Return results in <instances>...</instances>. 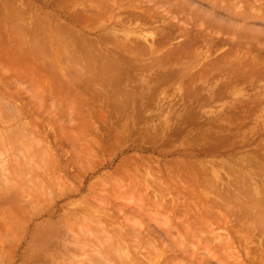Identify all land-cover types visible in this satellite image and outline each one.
<instances>
[{"label": "rangeland", "instance_id": "1", "mask_svg": "<svg viewBox=\"0 0 264 264\" xmlns=\"http://www.w3.org/2000/svg\"><path fill=\"white\" fill-rule=\"evenodd\" d=\"M152 1L108 0L111 7L99 12L93 0H0V90L7 91L6 96L12 93L9 99L15 106L34 111L28 110L26 117L0 113V131H16L15 146L5 139L7 133H2L3 143L12 148L2 142L5 150L0 146L1 264H264V10L256 9L264 0H209L225 18L215 16L213 5L202 0H169V6L165 0ZM35 114L43 121L35 123ZM29 117L34 127L29 122L20 140L17 130ZM35 127L43 132L38 139L45 146L35 142ZM41 146L50 147L51 153ZM46 159L53 170L47 169ZM19 160L29 170H23ZM162 188L168 194L161 202ZM173 192H178L176 197ZM155 204L169 209L158 212ZM159 231L166 235L161 241ZM110 237H121L125 246L116 252L109 242L104 244Z\"/></svg>", "mask_w": 264, "mask_h": 264}, {"label": "bare ground", "instance_id": "2", "mask_svg": "<svg viewBox=\"0 0 264 264\" xmlns=\"http://www.w3.org/2000/svg\"><path fill=\"white\" fill-rule=\"evenodd\" d=\"M80 1H81V0H80ZM85 1H87V0H85ZM122 1H123V0H122ZM151 1H152V0H151ZM154 1H155V0H154ZM91 2H92V1H91ZM93 2H94V0H93ZM124 2H125V1H124ZM148 2H149V1H148ZM152 2H153V1H152ZM202 2H207V3L212 4L209 0H202ZM260 2H261V0H260ZM85 3H86V2H85ZM109 3H110V2H109ZM122 3H123V2H122ZM168 3H171V2H170L169 0H165V1H164V4H167V5H168ZM233 3H234V1H233ZM83 4H84V3H83ZM171 4H172V3H171ZM203 4H204V3H201L202 7H205L206 9H210L208 5H203ZM111 5H112V4H111ZM212 5H213V4H212ZM262 5L264 6V4L261 3V5L258 6V8H256V9L259 10V11L264 10V8L262 7ZM87 6H88V5H87ZM94 6H96V8L98 9V11L101 12V10H102V11H103V9L105 10L106 7H107V6H110V5H108V0H97L96 2H94ZM105 6H106V7H105ZM164 6H165V5H164ZM168 6H169V5H168ZM85 7H86V6H85ZM110 7H111V6H110ZM110 7H109V9H110ZM112 7H113V6H112ZM162 7H163L162 5H161V7H160V5H159V8H160V9H162ZM211 7L213 8V13L215 14V16L225 18V14H224L223 11L216 10V9L219 8L218 5H213V6H211ZM254 7H255V5L253 4L251 8H254ZM94 8H95V7H94ZM114 8H115V7H114ZM155 8H156V7H155ZM167 8H168V7H166V9H167ZM169 8H170V7H169ZM107 9H108V7H107ZM123 9H124V8H123ZM254 9H255V8H254ZM167 10H169V9H167ZM224 10L227 11L228 9H225V8H224ZM94 11H95V10H94ZM107 11H109V10H107ZM145 11H146V10H145ZM152 11H153V10H152ZM17 12H18V11H17ZM147 12H148V11H147ZM168 12H169V11H168ZM168 12H167V14H168ZM94 13H95V12H94ZM150 13H151V11H150ZM150 13H149V14H148V13L146 14L147 17H151V18H152L153 15H154V16L156 15V14H154V12L152 13L153 15H152V14L150 15ZM16 14H18V13H16ZM20 14H21V13H20ZM88 14H89V13H88ZM107 14H108V12H107ZM109 14H111L110 11H109ZM131 14H134V13H131ZM18 15H19V14H18ZM93 15H94V14H93ZM96 15H97V14H96ZM101 15H102V14H101ZM112 15H113V14H112ZM134 15H135V14H134ZM139 15H140V14H139ZM139 15H138V18H140ZM19 16H20V15H19ZM23 16H24V15H23ZM94 16H95V15H94ZM121 16H122V15H121ZM132 16H133V15H132ZM11 17H12V16H11ZM102 17H104V16H102ZM119 17H120V16H119ZM126 17H127V16H126ZM133 17H134V16H133ZM155 17H157V16H155ZM109 18H111V16H110ZM124 18H125V17H124ZM134 18H135V17H134ZM153 18H154V17H153ZM42 19H43V18H42ZM112 19H113V18H112ZM130 19H131V18H130ZM55 20H56V19H55ZM57 20H58V19H57ZM92 20H93V19H92ZM131 20H132V19H131ZM136 20H137V18H136ZM136 20H135V21H136ZM140 20H141V19H140ZM231 20H232V19H231ZM96 21H97V20H96ZM110 21H111V19H110ZM128 21H129V20H128ZM128 21H127V23H128ZM59 22H60V21H59ZM34 23H35V22H34ZM125 23H126V22H125ZM125 23H124V24H125ZM132 23H133V22H132ZM137 23H138V22H137ZM143 23H144V22H143ZM199 24H200V23H199ZM0 25H1V24H0ZM37 25H38V24H37ZM39 25H40V24H39ZM125 25H126V24H125ZM131 25H132V24H131ZM201 25H202V23H201ZM41 26H42V25H41ZM45 26H46V25H45ZM53 26H54V25H53ZM62 26H63V25H62ZM118 26H119V25H118ZM195 26H196V25H195ZM3 27H4V26H3ZM20 27H21V26H20ZM24 27H25V26H24ZM43 27H44V26H43ZM48 27H49V26H48ZM63 27H64V26H63ZM134 27H135V26H134ZM196 27H197V26H196ZM196 27H195V28H196ZM41 28H42V27H41ZM49 28H50V27H49ZM61 28H62V27H61ZM64 28H65V27H64ZM64 28H62V29H64ZM45 29H46V27H45ZM58 29H59V28H58ZM116 29H118V28H116ZM22 30H24V29H22ZM26 30H27V29H26ZM42 30H44V29H42ZM64 30H65V29H64ZM67 30H69V27H68ZM127 30H129V29H127ZM140 30H141V29H140ZM197 30H198V29H197ZM73 31H74V30H73ZM119 31H120V30H119ZM32 32H33V30H32ZM58 32H59V31H58ZM63 32H64V31H62V33H63ZM66 32H67V31H66ZM70 32H72V31L70 30ZM77 32H78V31H77ZM139 32H140V31H139ZM193 32H194V31H193ZM67 33H68V32H67ZM107 33H108V32H107ZM117 33H118V31L116 32V34H117ZM121 33H123V32H121ZM64 34H65V32H64ZM118 34H119V33H118ZM125 34H126V33H125ZM131 34H132V33H131ZM197 34H198V33H197ZM60 35H61V34H60ZM105 35H108V34H105ZM111 35H114V34H111ZM122 35H123V34H122ZM139 35H140V34H139ZM143 35H145V34H143ZM23 36H24V35H23ZM38 36H39V35H38ZM67 36H68V34H67ZM71 36H72V34H71ZM74 36H76V33H75ZM109 36H110V35H109ZM129 36H130V34H129ZM132 36H133V35H132ZM135 36H136V35H135ZM135 36H134V37H135ZM40 37H41V36H40ZM56 37H57V36H56ZM83 37H84V36H83ZM112 37H113V36H112ZM116 37H118V36H116ZM137 37H138V36H137ZM143 37H144V36H143ZM20 38H21V37H20ZM24 38H25V37H24ZM42 38H43V37H42ZM64 38H65V37H63V40H64ZM75 38H76V37H75ZM131 38H132V37H131ZM17 39H18V38H16V41H18ZM22 39H23V38H22ZM26 39H27V38H26ZM146 39H147V38H146ZM5 40H6V39H5ZM20 40H21V39H20ZM24 40H25V39H24ZM30 40H32V39H30ZM56 40H58V38H57ZM96 40H97V39H96ZM138 40H139V38H138ZM204 40H205V39H204ZM48 41H49V40H48ZM54 41H55V40H54ZM86 41H87V40H86ZM232 41H233V40H232ZM234 41H235V40H234ZM19 42H20V41H19ZM21 42H22V41H21ZM21 42H20V43H21ZM31 42H33V41H31ZM58 42H59V41H58ZM60 42H62V41H60ZM63 42H64V41H63ZM66 42H68V41H66ZM66 42H65V44H67ZM82 42H83V41H82ZM82 42H81V43H82ZM88 42H90V41H88ZM95 42L97 43V41H95ZM244 42H245V41H244ZM25 43H27V42L25 41ZM68 43H69V42H68ZM72 43H73V42H72ZM83 43H84V42H83ZM118 43H119V42H118ZM4 44H5V43H4ZM141 44H142V43H141ZM23 45H24V44H23ZM23 45H22V46H23ZM33 45H34V44H33ZM38 45H39V44H38ZM80 45H81V44H80ZM236 45H237V44H236ZM250 45H251V44H250ZM260 45H261V44H260ZM15 46H16V45H15ZM29 46H30V45H29ZM34 46H36V45H34ZM39 46H40V45H39ZM41 46H42V45H41ZM41 46H40V47H41ZM70 46H72V44H71ZM82 46H83V45H82ZM96 46H97V45H96ZM239 46H242V45L239 44ZM257 46H258V44H257ZM24 47H25V46H24ZM123 47H125V46H123ZM131 47H132V46H130V48H131ZM151 47H152V46H151ZM151 47H150V48H151ZM242 47H243V46H242ZM250 47H251V46H250ZM262 47H263V46H262ZM16 48H17V47H16ZM18 48H19V47H18ZM18 48H17V49H18ZM27 48H28V46H27ZM29 48H30V47H29ZM82 48H83V47H82ZM108 48H109V47H108ZM254 48H255V46H254ZM17 49H16V51H17ZM36 49L38 50V49H40V48L37 47ZM46 49H47V48H46ZM67 49H68V48H67ZM70 49H71V48H69L68 50H70ZM72 49H73V48H72ZM84 49H85V48H84ZM111 49H112V48H111ZM131 49H133V48H131ZM252 49H253V48H252ZM260 49H261V48H260ZM5 50H6V49H5ZM29 50H30V49H29ZM57 50H58V49H57ZM80 50H81V48H80ZM82 50H83V49H82ZM97 50H100V49H97ZM120 50H121V49H120ZM236 50H238V49H236ZM246 50H247V48H246ZM1 51H3V49H1ZM20 51H21V50H20ZM84 51H85V50H84ZM6 52H7V51H6ZM27 52H28V51H27ZM29 52H31V51H29ZM38 52H39V50H38ZM41 52H42V51H41ZM93 52H94V51H93ZM100 52H102V51H100ZM100 52H99V53H100ZM123 52H124V51H123ZM130 52H132V51H130ZM244 52H245V51H244ZM251 52H253V51H251ZM251 52H250V53H251ZM31 53H32V52H31ZM94 53H95V52H94ZM9 54H10V53H9ZM9 54H8V55H9ZM16 54H18V53L16 52ZM32 54H33V53H32ZM38 54H39V53H38ZM42 54H43V53H42ZM83 54H84V53H83ZM120 54H121V53H119V55H120ZM6 55H7V53H6ZM6 55H5V56H6ZM25 55H26V53H25ZM34 55H35V54H34ZM36 55H37V54H36ZM39 55H40V54H39ZM84 55H85V54H84ZM87 55H88V52H87ZM111 55H112V54H111ZM117 55H118V54H117ZM0 56H1V55H0ZM44 56H45V55H44ZM122 56H123V55H122ZM238 56H239V55H238ZM2 57H3V56H2ZM8 57H9V56H8ZM8 57H7V58H8ZM28 57H29V56H28ZM42 57H43V56H42ZM66 57H67V56H66ZM111 57H112V56H111ZM17 58H18V57H17ZM17 58H16V59H17ZM21 58H22V57H21ZM26 58H27V56H26ZM30 58H31V57H30ZM40 58H41V57H40ZM75 58H76V57H75ZM255 58H256V57H255ZM8 59H9V58H8ZM10 59H11V58H10ZM12 59H13V58H12ZM18 59H19V58H18ZM78 59H79V58H78ZM88 59H89V58H88ZM103 59H107V58H104V57H103ZM258 59H259V58H258ZM5 60H6V59H5ZM24 60H25V58H24ZM26 60H27V59H26ZM26 60H25V61H26ZM40 60H41V59H40ZM76 60H77V59H76ZM86 60H87V59H86ZM11 61H12V60H11ZM16 61H17V60H16ZM43 61H44V59H43ZM48 61H50V60H48ZM96 61H98V60H96ZM110 61H112V60H110ZM115 61H116V60H115ZM128 61H129V60H128ZM0 62H1V61H0ZM14 62H15V61H14ZM23 62H24V61H23ZM36 62H37V60H36ZM36 62H34V64H35ZM38 62H39V61H38ZM63 62H64V61H63ZM72 62H73V61H72ZM75 62H77V61H75ZM81 62H82V61H81ZM112 62H113V61H112ZM125 62H127V61H125ZM15 63H16V62H15ZM24 63H25V62H24ZM31 63H32V62H31ZM45 63H47V62H45ZM59 63L61 64L60 61H59ZM79 63H80V62H79ZM88 63H89V62H88ZM109 63H110V62H109ZM127 63H128V62H127ZM16 64H17V63H16ZM27 64H28V63H27ZM53 64H54V63H53ZM65 64H66V63H65ZM67 64H68V63H67ZM67 64H66V65H67ZM115 64H116V63H115ZM257 64H258V63H257ZM73 65L75 66L76 64H73ZM100 65H101V63H100ZM116 65H117V64H116ZM25 66H26V65H25ZM30 66H31V65H30ZM50 66H51V65H50ZM54 66H55V65H54ZM67 66H68V65H67ZM101 66H102V65H101ZM118 66H119V64H118ZM135 66H136V65H135ZM146 66H147V65H146ZM150 66H151V65H150ZM153 66H154V65H153ZM155 66H156V64H155ZM36 67H37V66H36ZM45 67H46V66H45ZM48 67H49V66H48ZM68 67L71 69L70 66H68ZM80 67H81V66H80ZM83 67H84V66H83ZM89 67H92V65L89 66ZM123 67H124V66H123ZM40 68H41V67H40ZM78 68H79V67H78ZM92 68H93V67H92ZM97 68H98V67H97ZM121 68H122V67H121ZM134 68H135V67H134ZM35 69H36V68H35ZM48 69H50V67H49ZM56 69H57V68H56ZM56 69H54V70H56ZM62 69H63V68H62ZM62 69H60V70H61V73H62ZM70 69H69V70H70ZM79 69H80V68H79ZM82 69H83V68H82ZM94 69H95V68H94ZM117 69H118V68H117ZM137 69H138V68H137ZM143 69H144V68H143ZM258 69H259V68H258ZM50 70L53 71L52 69H50ZM63 70H64V69H63ZM75 70H76V69H74V71H75ZM88 70H89V69H88ZM113 70H115V69H113ZM123 70H124V69H123ZM42 71H43V70H42ZM72 71H73V69H72ZM255 71H256V70H255ZM53 72H55V71H53ZM53 72H52V73H53ZM66 72H68V71H66ZM66 72H65V74H66ZM107 72H108V69H107ZM114 72H115V71H114ZM125 72H127V71L125 70ZM46 73H47V72H46ZM79 73H80V72H79ZM105 73H106V72H105ZM115 73H116V72H115ZM117 73H119L118 70H117ZM120 73H121V72H120ZM122 73H123V72H122ZM71 74H72V73H71ZM83 74H85V73H83ZM110 74H111V73H110ZM124 74H125V73H124ZM126 74H127V73H126ZM30 75H31V74H30ZM54 75H56V73L53 74V76H54ZM57 75H58V74H57ZM78 75H79V74H78ZM97 75H98V74H97ZM111 75H114V74H111ZM117 75H118V74H117ZM60 76H62V74H61ZM73 76H74V75H73ZM114 76H115V75H114ZM121 76H122V75H121ZM261 76H262V75H261ZM31 77H32V76H31ZM57 77H58V76H57ZM57 77H55V78H57ZM68 77H69V75H68ZM75 77H78V76H75ZM95 77H96V76H95ZM99 77H100V76H99ZM115 77H116V76H115ZM123 77H125V76H123ZM61 78H62V77H61ZM81 78H83V77L81 76ZM69 79H70V80H73V78H72V79L69 78ZM88 79H89V78H88ZM101 79H102V77H101ZM104 79H105V78H104ZM112 79H113V78H111V81H112ZM121 79H122V78H121ZM126 79H127V78H126ZM51 80H52V79H51ZM58 80H59V78H58ZM70 80H69V81H70ZM75 80H76V78H75ZM94 80H95V79H94ZM105 80H106V79H105ZM117 80H118V79H117ZM47 81H48V80H47ZM59 81H60V80H59ZM62 81L64 82V79H62ZM65 81H66V80H65ZM78 81H80V80H78ZM87 81H89V80H87ZM121 81H122V80H121ZM4 82H5V81H4ZM49 82H50V81H49ZM56 82H57V81H56ZM60 82H61V81H60ZM71 82H72V81H71ZM81 82H82V81H81ZM90 82H91V81H90ZM105 82H106V81H105ZM123 82H124V81H123ZM72 83H73V82H72ZM85 83H86V82H85ZM85 83H84V84H85ZM113 83H114V82H113ZM48 84H49V83H48ZM62 84H63V85H66L65 82L62 83ZM103 84H104V83H103ZM114 84H116V83H114ZM114 84H113V85H114ZM119 84H120V83L118 82V85H119ZM0 85H1V83H0ZM3 85H5V84L3 83ZM3 85H2V86H3ZM104 85H105V84H104ZM118 85H117V86H118ZM66 86H67V85H66ZM81 86H82V85H81ZM128 86H129V85H128ZM0 87H1V86H0ZM7 87H8V85H7ZM7 87H5V88H7ZM47 87H48V85H47ZM91 88H92V87H91ZM130 88H131V85H130ZM132 88H133V87H132ZM1 89H2V88H1ZM55 89H56V88H55ZM55 89H54V90H55ZM92 89H93V88H92ZM116 89H117V88H116ZM3 90H5V89L3 88ZM114 90H115V89H114ZM119 90H120V89H119ZM5 92H7V91H5ZM5 92L2 91V90H0V106L4 107V109H0V113L3 114V112L6 111L5 113H7V115L11 114L10 116L13 115L14 117H15V116L18 117V116L23 115V116L26 117L27 114H28V110H30V109H29L30 107L27 109V108H25L26 106H25V107H24V106L22 107V105L19 106V107H18V106H15V105L10 101L11 99H9V98H12V96H13L12 93L10 94L11 96L8 95V94H7L8 96H6ZM14 92H16V91H13V94H14ZM18 92H19V91H17L16 93H18ZM119 92H120V91H119ZM50 93H51V92H50ZM57 93H59V92H57ZM99 93H100V92H99ZM52 94H53V93H52ZM102 94H103V93H102ZM19 95H20V94H19ZM56 95H57V94H56ZM97 95H98V94H97ZM14 96H15V95H14ZM53 96H54V95H53ZM16 97H17V94H16ZM40 97H41V96H40ZM47 97H48V96H47ZM116 98H118V97H116ZM37 99H38V98H37ZM37 99H36V100H37ZM39 99H41V98H39ZM80 99H81V98H80ZM16 100H17V99H16ZM16 100H15V103L18 102V101H16ZM41 100H43V97H42ZM44 100H45V99H44ZM22 101H23V100H22ZM37 101H38V100H37ZM43 102L45 103V101H43ZM19 103H20V102H19ZM19 103H18V104H19ZM23 103H24V102H23ZM33 103H34V102H33ZM33 103H31V104H33ZM35 103H37V102H35ZM38 103H40V102L38 101ZM38 103H37V104H38ZM51 103H52V102H51ZM18 104H16V105H18ZM21 104H22V103H21ZM24 104H26V103H24ZM48 104L50 105V103H47L46 105H48ZM54 104H55V103H54ZM54 104L52 103L51 106L54 105ZM28 105H29V104H27V106H28ZM42 105H43V104H42ZM49 105H48V106H49ZM39 106H40V105H39ZM48 106H47V108H49ZM2 107H1V108H2ZM35 107H36V106H35ZM57 107H58V106H57ZM86 107H88V106H86ZM91 107L93 108V106H91ZM54 108H56V107L54 106ZM54 108H53V109H54ZM42 109H43V108H42ZM42 109H41V110H42ZM50 109H52V108H50ZM53 109H52V110H53ZM58 109H60V108L58 107ZM37 110H38V109H37ZM45 110H46V109H45ZM48 110H49V109H48ZM48 110H47V111H48ZM90 110H91V109H90ZM87 111H88V110H87ZM9 112H10V113H9ZM30 112H31V110H30ZM30 112H29V113H30ZM33 112H34V111H33V109H32L31 114H32ZM35 112H36V111H35ZM39 112H40V110H39ZM43 112H44V111H43ZM50 112H52V111H50ZM50 112H49V113H50ZM36 113H37V112H36ZM45 113H46V112H45ZM24 114H25V115H24ZM43 114H44V113H43ZM52 114H53V113H52ZM56 114H57V113H56ZM60 114H61V113H60ZM60 114H59V112H58V115H60ZM4 115H6V114H3V117H4ZM41 115H42V113H41ZM45 115H46V114H45ZM61 115H62V114H61ZM89 115H90V114H89ZM31 116H32V115H31ZM35 116H36V114L33 116V120H34L35 123H37L38 120H41V119H42V118H38V117H42V116H38V115H37V116H36L37 120H36V119H34ZM48 116H49V115H48ZM51 116H52V115H51ZM55 116H56V115H55ZM6 118H8V117H6ZM29 118L31 119V117H29ZM29 118H26V119H29ZM48 118H49V117H48ZM51 118H53V117H51ZM54 118H55V117H54ZM61 118H62V116H61ZM1 119H2V116L0 115V121L3 122V120H1ZM4 119H5V118H4ZM8 119H9V118H8ZM14 119H15V118H14ZM45 119H46V118H45ZM55 119H56V118H55ZM55 119H54V120H55ZM58 119H59V118H58ZM9 120H10V119H9ZM48 120H49V119H48ZM14 121H15V120H14ZM41 121H43V120H41ZM41 121H40V122H41ZM52 121H53V120H52ZM59 121H60V123H61V121H63V120H59ZM59 121L56 122L57 125L59 124V123H58ZM29 122H32V119H31V120H28L27 123L25 122V124H24V122H22L21 125L23 124V126H22L23 128L20 129L21 131H18V130H17V134H18V135L21 134V135L19 136L20 138H21L22 135H24V134H22V133L24 132V130H23L24 127H25V128L27 127L28 130H29V128H30V127H28V126H29ZM44 122L46 123V122H48V121L45 120ZM14 123H15V122H14ZM52 123H53V122H52ZM56 123H55V124H56ZM89 123H90V122H89ZM30 124L33 125V127H34L33 122L30 123ZM39 124H40V123H39ZM39 124H38V125H39ZM50 124H51V123H50ZM53 124H54V123H53ZM85 124H86V123H85ZM35 125H36V124H35ZM57 125H53V126H57ZM88 125H89V124H88ZM18 126H19V125H18ZM41 126H42V124H41ZM47 126H48V124H47ZM60 126H61V125H60ZM58 127H59V125H58ZM27 128H26V129H27ZM38 128H39V126H38ZM42 128H43V127H42ZM45 128H46V127H45ZM47 128H48V127H47ZM54 128H55V127H54ZM17 129H18V128H17ZM31 129H33V132H34V128H31ZM31 129H30V130H31ZM35 129L38 131V132H37V131L35 130V131L38 133V135H37V139H35V142H37L38 145H39V144H40V145H42V144L44 145V143H42L43 141L41 142V141H40L41 139H40V140L38 139L39 134H42L43 132L41 133V131H39V129H37V127H35ZM50 129H51V131H52L53 128L50 127V128H48L47 130L50 131ZM86 129H87V128H86ZM0 130H1V129H0ZM40 130H41V129H40ZM43 130H44V128H43ZM55 130H56V129H55ZM55 130H54V131H55ZM2 131H3V130H2ZM12 131H13V133L15 134L16 131H15V132H14V130H12ZM51 131H50V132H51ZM18 132H19V133H18ZM36 132L34 133L35 135L37 134ZM56 132H58V131H56ZM84 132H85V131H84ZM2 133H7L8 136H6V135L4 134V136L7 137V138H5V139L9 140V144H11L10 141L12 142V138H13L12 134H13V133H10V132H8V131H3V132L0 131V146L2 147L3 145H1V144L4 142V139L2 138V136H3ZM28 133L31 134V132H28ZM51 133H52V132H51ZM34 134H33V135H30V137H31V136H34V137H35ZM15 136H16V134H15ZM26 136H27V134H26ZM41 136L48 138L47 136H45V134H43V135H41ZM41 136H40L39 138H41ZM58 136H60V135H58ZM61 136H63V135L61 134ZM27 137H28V136H27ZM15 138H17V137H15ZM20 138H17V139H20ZM52 138H56V137H52ZM13 139H14V138H13ZM22 139H23V138H21L20 140H22ZM27 139L30 140L31 138L28 137ZM33 139H34V138L32 137L31 141H32ZM7 140H6V142H8ZM14 140H15V139H14ZM37 140H39L40 142L38 143ZM47 141H48V140H46V142H47ZM71 141H72V140H71ZM1 142H2V143H1ZM6 142H5V143H6ZM16 142H17V141H16ZM26 142H27V141H26ZM29 142H30V141H29ZM29 142H28V145H29ZM51 142H52V141H51ZM59 142H60V141H59ZM14 143H15V142H14ZM17 143H18V145H19V141H18ZM70 143H71V142H70ZM3 144H4V143H3ZM12 144H13V142H12ZM15 144H16V143H15ZM25 144H27V143H25ZM54 144H55V143H54ZM75 144H76V143H75ZM4 145H6V144H4ZM13 145H14V144H13ZM40 145H39V146H40ZM46 145H47V144H46ZM48 145H49V144H48ZM6 146L9 147L8 143H7ZM14 146H15V145H14ZM21 146H22V148H23V145H21ZM21 146H20V148H21ZM39 146L36 145V147H39ZM44 146H45V145H44ZM44 146H41L39 149H40V150H41V149H43V150H47L48 152H47V151H43V152L49 153V152H50V151H49V150H50V149H49L50 147L47 148V147H44ZM42 147H44V148H42ZM57 147H60V146H57ZM2 148H3V150H5L4 147H2ZM9 148H10V149L12 148L11 145H10ZM9 148H8V151H10ZM20 148H18V149H20ZM22 148H21V149H22ZM45 148H46V149H45ZM24 149H25V148H24ZM48 149H49V150H48ZM78 149H79V148H78ZM1 150H2V149H1ZM12 150H13V149H12ZM6 151H7V149H6ZM22 151H23V150H22ZM26 151H27V150H26ZM41 151H42V150H41ZM41 151H39V152H41ZM60 151H61V149H60ZM75 151H76V150H75ZM77 151H78V150H77ZM17 152H19V151H17ZM39 152H38V153H39ZM38 153H37V154H38ZM50 153H51V152H50ZM6 154H7V152H6ZM39 154H40V153H39ZM52 154H53V153H52ZM58 154H59V153H58ZM76 154H78V153H76ZM24 155H25V154H24ZM24 155H23V153H22L23 159H25V158H24V157H25ZM49 155H50V154H49ZM2 156H3V155H2ZM14 156H15V155H14ZM32 156H33V155H32ZM43 156H44V155H43ZM76 156H77V155H76ZM40 157H41V155H40ZM44 157H46V156H44ZM56 157H57V156H56ZM56 157H55V158H56ZM75 158L79 159L80 157H75ZM250 158H252V157H250ZM28 159H29V157H28ZM40 159H41V158H39V160H40ZM42 159H43V158H42ZM48 160L50 161L51 158L48 159ZM48 160L46 159V161H48ZM52 160H55V159H52ZM74 160H76V159H74ZM80 160H81V159H80ZM262 160H263V159H262ZM17 161H18V160H17ZM32 161H33V160H32ZM49 161H48V162H49ZM57 161H58V159H57ZM19 162H23V163H20L21 166H22V164H23V166H22L23 170H24V169H25V170L28 169V168H27V163H26V165H25V167H24V164H25V163H24V160H23V161H20V160H19ZM29 162H30V161H29ZM69 162H70V161H69ZM75 162L77 163V162H79V161H75ZM75 162H74V163H75ZM180 162H181V161H180ZM182 162H185V161H182ZM8 163H9V162H8ZM30 163H31V162H30ZM56 163H57V162L55 161V164H56ZM80 163H82V162H80ZM160 163H161V162H160ZM10 164H11V163H10ZM15 164H17V163H15ZM32 164H33V163H32ZM42 164H43V163H42ZM48 164H49V165L47 166V169H49L48 167L50 166V162H49ZM161 164H162V163H161ZM260 164H262V163H260ZM51 165H52V164H51ZM53 165H54V164H53ZM66 165H67V164H66ZM66 165H65V167H66ZM81 165H82V164H81ZM169 165H170V164H169ZM17 166H19V165L17 164ZM17 166H15V167H17ZM33 166H34V165H33ZM43 166H44V165H43ZM56 166H57V165H56ZM58 166H59V165H58ZM68 166H69V165H68ZM68 166H67V167H68ZM193 166H195V165H193ZM262 166H263V165H262ZM19 167H20V166H19ZM19 167H18V169H19L18 171H21L22 168H21V167L19 168ZM52 167H53V166H52ZM151 167H152V166H151ZM156 167H157V166H156ZM181 167H182V166H181ZM195 167H196V166H195ZM10 168H11V166H10ZM13 168H14V166H13ZM157 168H158V167H157ZM183 168H184V167H183ZM189 168H190V167H189ZM50 169H52V168H50ZM50 169H49V170H50ZM55 169H56V168H55ZM59 169H60V168H59ZM126 169H127V168H126ZM130 169H131V168H130ZM153 169H154V168H153ZM162 169H163V168H162ZM179 169H180V168H179ZM195 169H196V168H195ZM263 169H264V168H263ZM263 169H262V170H263ZM9 170H10V169H9ZM11 170H12V168H11ZM11 170H10V171H11ZM13 170H14V169H13ZM16 170H17V169H16ZM28 170H29V169H28ZM52 170H53V169H52ZM132 170H133V169H132ZM155 170H156V169H155ZM166 170H167V169H166ZM176 170H177V169H176ZM180 170H181V169H180ZM198 170H199V168H198ZM262 170H261V171H262ZM141 171H142V170H141ZM163 171L165 172L164 169H163ZM177 171H178V170H177ZM177 171H176V172H177ZM181 171H182V170H181ZM189 171H192V170H189ZM194 171H195V170H194ZM232 171H233V170H232ZM57 172H59V171H57ZM60 172H61V171H60ZM134 172H135V170H134ZM183 172H184V171H183ZM187 172H188V171H187ZM234 172H236V171H234ZM262 172H263V171H262ZM61 173H62V172H61ZM143 173H144V172H143ZM165 173H166V172H165ZM177 173H178V172H177ZM177 173H176V174H177ZM185 173H186V172H185ZM193 173H194V172H193ZM198 173H199V172H198ZM202 173H203V172H202ZM202 173H201V174H202ZM231 173H232V172H231ZM236 173H237V172H236ZM259 173H260V170H259ZM53 174H55V173H53ZM58 174H59V173H58ZM171 174L173 175L174 172L171 173ZM176 174H174V175H176ZM257 174H258V172H257ZM64 175H65V174H64ZM123 175H125V174H123ZM179 175H180V174H179ZM191 175H192V174H191ZM193 175H195V174H193ZM196 175H197V174H196ZM196 175H195V177H196ZM236 175H237V174H236ZM129 176H130V175H129ZM197 176H199V175H197ZM201 176H202V175H201ZM205 176H206V175H205ZM234 176H235V175H234ZM239 176H241V175H239ZM55 177H57V179L59 178L58 176H55ZM55 177H54V178H55ZM61 177H62V175H61ZM166 177H168L169 180H170V178H171L170 176H166ZM178 177H179V176H178ZM244 177H245V176H244ZM258 177H259V176H258ZM176 178H177V177L175 176V178H173V179H175V181H176ZM190 178H191V177H190ZM198 178H199V177H198ZM208 178H210V181H211V177L208 176ZM241 178H242V177H241ZM260 178H262V177H260ZM129 179H130V178H129ZM144 179H145V177H144ZM202 179H203V177H202ZM202 179H201V180H202ZM246 179H247V177H246ZM160 180H161V179H160ZM165 180H166V179H165ZM169 180H168V181H169ZM207 180H209V179H207ZM247 180H248V179H247ZM247 180H246V181H247ZM181 181H182V180H181ZM184 181H186V180L184 179ZM194 181H197V180H194ZM210 181H209V182H210ZM240 181H242V180L240 179ZM258 181H259V180H258ZM263 181H264V180H263ZM113 182H114V181H113ZM132 182H133V181H132ZM132 182H131V183H132ZM170 182H171V181H170ZM204 182H205V181H204ZM206 182H207V181H206ZM209 182L207 183V185H209V186L211 187V185L209 184ZM214 182H215V179H214V181H213V184H214ZM238 182H239V181H238ZM261 182H262V180H261ZM261 182H259L260 185H263V184H261ZM129 183H130V182H129ZM158 183H159V182H158ZM248 183H250V182H248ZM103 184H104V183H103ZM120 184H122V183H120ZM132 184H133V183H132ZM134 184H135V183H134ZM140 184H141V183H140ZM150 184H151V182H150ZM175 184L177 185V182H176ZM179 184H180V183H178V185H179ZM185 184L188 185L189 183L186 182ZM196 184H197V183H196ZM203 184H204V183H203ZM234 184H235V183H234ZM98 185H100V184H98ZM114 185H116V184L113 183V186H114ZM159 185H160V184H159ZM216 185H217V184H216ZM246 185H249V184H246ZM93 186L96 187L95 185H93ZM102 186H103V185H102ZM102 186H101V189H105V188H102ZM118 186H119V185H118ZM118 186H117V187H118ZM121 186H122V185H121ZM133 186H134V185H133ZM156 186H157V185H156ZM161 186H162V185H161ZM167 186H168V185H167ZM201 186H202V185H201ZM213 186H214V185H212V187H213ZM249 186H250V185H249ZM65 187H66V185H65ZM117 187H116V188H117ZM134 187H135V186H134ZM142 187H143V186H142ZM142 187H141V188H142ZM163 187H164V186H163ZM165 187H166V184H165ZM178 187H179V186H178ZM181 187H182V186H181ZM181 187H179V188H181ZM192 187H193V186H192ZM192 187H190V188H192ZM215 187H216V186H215ZM236 187H237V186H236ZM236 187H235V188H236ZM244 187H245V186H244ZM98 188H99V190H100V187H98ZM121 188H122V189H121ZM138 188H139V187H138ZM195 188H196V187H195ZM202 188H203V187H202ZM206 188H207V187H206ZM206 188L204 187V189H206ZM213 188H214V187H213ZM245 188H246V187H245ZM252 188H254V187H252V185H251V189H252ZM263 188H264V187H263ZM46 189H47V188H46ZM118 189H119V188H118ZM118 189H117V190H118ZM120 189L125 191L126 187H125V188L120 187ZM132 189H134V188H132ZM148 189H149V188H148ZM166 189L168 190L167 187H166ZM186 189H187V188H186ZM216 189H218V188H216ZM228 189H229V188H228ZM230 189H231V188H230ZM248 189H250V188L247 187V190H248ZM251 189H250V190H251ZM90 190H91V189H90ZM99 190L96 189L95 191H99ZM114 190H115V189H114ZM114 190H113V191H114ZM121 190H119V191H121ZM135 190H136V189H135ZM144 190H145V189H144ZM144 190H143V191H144ZM156 190H157V189H156ZM167 190H164V188H162V192H161L160 190H157L158 192H159V191L161 192V193L159 192V194L161 195V196H160V201H161V200L163 201L164 198L167 197V194H168V191H167ZM171 190H172V189H171ZM182 190H183V189H182ZM187 190H188V189H187ZM187 190H186V192H187ZM197 190H198V189H197ZM214 190H215V189H214ZM240 190H241V188H240ZM242 190H243V189H242ZM242 190H241V191H242ZM252 190H253V189H252ZM263 190H264V189H263ZM48 191H49V190H47V192H48ZM91 191H92V190H91ZM105 191H106V190H105ZM130 191H131V190H130ZM139 191H140V190H139ZM141 191H142V190H141ZM147 191H148V190H147ZM215 191H218V190H215ZM220 191H221V190H220ZM232 191H233V190H232ZM103 192H104V191H103ZM115 192H116V191H115ZM131 192H133V191H131ZM151 192H152V191H151ZM186 192H185V193H186ZM234 192H235V191H234ZM242 192H243V191H242ZM122 193H123V192H122ZM128 193H129V191H128ZM139 193H141V192H139ZM173 193H174V192H173ZM177 193H178V192H177ZM177 193H174V194H175V197H176V194H177ZM197 193H198V192H197ZM102 194H103V193H102ZM105 194H107V193H105ZM117 194H118V193H117ZM148 194H149V193H148ZM151 194H152V193H151ZM153 194H154V193H153ZM188 194H189V193H188ZM190 194H191V193H190ZM214 194H215V193H214ZM217 194H218V192H217ZM217 194H216V195H217ZM103 195H104V194H103ZM109 195H110V194H109ZM113 195H114V194H113ZM120 195H121V194H120ZM123 195H124V194H123ZM134 195H135V193H134ZM139 195H140V194H139ZM154 195H155V194H154ZM156 195H157V194H156ZM191 195H192V194H191ZM191 195H190V197H191ZM251 195H253V194H251ZM262 195H263V194H262ZM91 196H92V195H90V198H91ZM105 196H106V195H105ZM110 196H112V195H110ZM124 196H125V195H124ZM127 196H128V195H127ZM129 196H130V198L132 199L133 194H132V195H129ZM173 196H174V195H173ZM198 196H199V195H198ZM220 196H221V195H220ZM222 196H224V194H223ZM225 196H226V195H225ZM254 196H255V195H254ZM118 197H119V196H118ZM152 197H153V195H152ZM154 197H155V196H154ZM228 197H229V196H227L226 198H228ZM232 197H233V196H232ZM237 197H238V196H236V198H237ZM251 197H253V196H251ZM88 198H89V197H88ZM90 198H89V199H90ZM92 198H93V197H92ZM95 198H96V197H95ZM103 198H104V197H103ZM103 198L100 197V199H103ZM110 198H111V197H110ZM112 198H116V197H112ZM127 198H128V197H127ZM155 198H156V197H155ZM155 198H153V199H155ZM161 198H162V199H161ZM180 198H182V197H180ZM191 198H192V197H191ZM203 198H204V197H203ZM222 198H223V197H222ZM233 198L235 199V197H233ZM238 198H239V197H238ZM263 198H264V197H263ZM93 199H94V198H93ZM97 199H98V197H97ZM97 199H96V202L98 201ZM105 199H106V198H105ZM105 199L102 200V202L105 201ZM138 199H139L138 202L142 200V199L140 200L139 197H138ZM156 199H157V198H156ZM168 199H170V198H168ZM168 199H167V200H168ZM192 199H193V198H192ZM195 199H196V198H195ZM195 199H193V200H195ZM223 199H224V198H223ZM228 199H229V198H228ZM242 199H243V198H242ZM242 199H241V200H242ZM261 199H262V197H261ZM94 200H95V199H94ZM106 200H107V199H106ZM136 200H137V199H136ZM151 200H152V199H151ZM167 200H166V202H167ZM225 200H226V199H225ZM235 200H236V199H235ZM237 200H238V199H237ZM239 200H240V199H239ZM250 200H251V199H250ZM253 200H254V199H253ZM259 200H260V199H259ZM91 201H92V200H91ZM99 201H100V200H99ZM114 201H115V200H114ZM162 201H161V202H162ZM169 201H171V200H169ZM172 201H173V198H172ZM186 201H187V200H186ZM222 201H224V200H222ZM229 201H231V204L233 203V202H232L233 200H231V197H230ZM243 201H244V200H243ZM251 201H252V200H251ZM255 201H256V200H255ZM255 201H254V204H255V203L258 204V203L255 202ZM263 201H264V200H263ZM92 202H93V201H92ZM92 202H91V203H92ZM115 202H116V201H115ZM131 202H132V201H131ZM133 202H135V201H133ZM161 202H159V203H161ZM176 202H177V201L175 200L174 203H176ZM190 202H191V201H190ZM190 202H189V203H190ZM209 202H210V201H209ZM209 202H208V203H209ZM218 202H219V201H218ZM226 202H228V200H227ZM234 202H236V201H234ZM244 202H245V201H244ZM260 202H261V201H260ZM97 203H99V202H97ZM155 203H157V202H155ZM170 203H172V202H170ZM170 203H169V204H170ZM174 203H173V204H174ZM187 203H188V202H187ZM212 203H213V202H212ZM214 203H215V201H214ZM219 203H220V202H219ZM228 203H230V202H228ZM263 203H264V202H263ZM263 203H262V204H263ZM94 204H95V203H94ZM184 204H185V203H184ZM197 204H198V203H197ZM216 204H217V203H216ZM238 204H239V203H238ZM254 204H253V205H254ZM95 205H96V204H95ZM109 205H110V204H109ZM121 205H122V206H125V205L122 204V203H121ZM121 205H120V206H121ZM167 205H168V204H167ZM191 205H192V204H191ZM201 205H202V204H201ZM210 205L212 206V204H210ZM210 205H209V208L211 207ZM221 205H222V204H221ZM221 205H220V206H221ZM223 205H225V204H223ZM226 205H227V203H226ZM235 205H236V204H235ZM235 205H234V206H235ZM247 205H249V204H247ZM92 206H93V205H92ZM155 206H156V207L158 206V207L156 208V210H157L158 212H159L160 208H162V209L165 208L164 210L169 209V208H166L167 206H163V204H158V205L155 204ZM169 206H170V205H169ZM169 206H168V207H169ZM173 206H174V205H173ZM175 206H176V205H175ZM178 206H179V205H178ZM232 206H233V205H232ZM236 206H237V205H236ZM249 206H250V205H249ZM96 207H97V206H96ZM99 207H101V206H99ZM116 207H117V206H116ZM185 207H187V206H185ZM206 207H207V204H206ZM104 208H105V207H104ZM125 208H126V207H125ZM139 208H141L140 205H139ZM257 208H258V207H257ZM259 208H260V209H259V211H260L262 207H259ZM78 209H80V208H78ZM78 209H77V210H78ZM101 209H102V208H101ZM118 209H119V208H118ZM127 209H128V208H127ZM158 209H159V210H158ZM172 209H173V208H172ZM199 209H200V208H199ZM210 209H211V208H210ZM210 209H208V211H209ZM212 209H213V208H212ZM212 209H211V210H212ZM228 209H229V208H228ZM230 209H231V208H230ZM250 209H251V208H250ZM262 209H263V208H262ZM7 210H8V209H7ZM81 210H82V209H81ZM119 210H120V209H119ZM177 210H178V208H177ZM182 210H183V213H184L185 210H184V209H182ZM201 210L203 211V209H201ZM205 210H206V208H205ZM224 210H225V208H224ZM251 210L253 211V209H251ZM127 211H128V210H127ZM208 211H207V212H208ZM229 211H230V210H229ZM232 211H233V210H232ZM241 211H242V210H241ZM247 211H248V210H247ZM249 211H250V210H249ZM257 211H258V210H257ZM5 212H6V210H5ZM9 212L13 214V212L8 211V215L11 216V214H10ZM130 212H131V211H130ZM138 212H139V211H138ZM138 212H136V213L138 214ZM158 212H156V213H158ZM177 212H178V211H176V213H177ZM204 212H205V211H204ZM204 212H203V213H204ZM207 212H206V214H207ZM243 212H245V211H243ZM106 213H107V212H106ZM211 213H212V212H211ZM251 213H253V212H251ZM259 213H260V212H259ZM6 214H7V212H6ZM26 214H28V213H26ZM85 214H86V213H85ZM107 214H110V213H107ZM128 214H129V213H128ZM189 214H190V212H189ZM226 214H227V213H226ZM235 214H236V212H235ZM239 214H240V213H239ZM241 214H242V213H241ZM248 214H249V213H248ZM260 214H261V213H260ZM263 214H264V213H263ZM13 215H14V214H13ZM73 215H74V214H73ZM76 215H77V214H76ZM111 215H112V214H111ZM126 215H127V214H126ZM126 215H125V216H126ZM184 215H185V214H184ZM207 215L210 216L209 214H207ZM212 215H214V214H212ZM212 215H211V216H212ZM257 215H258V214H257ZM214 216H215V215H214ZM244 216H245V215H244ZM258 216H259V215H258ZM258 216H257V217H258ZM260 216L263 217L264 215H260ZM111 217H112V216H111ZM126 217H128V216H126ZM205 217H206V216H205ZM216 217H218V216H216ZM12 218H13V217L11 216V219H12ZM29 218H30V217H29ZM83 218H84V217H83ZM101 218H103V217H101ZM182 218H183V217H182ZM203 218H204V217H203ZM208 218H209V217H208ZM211 218H212V217H211ZM213 218H214V217H213ZM213 218H212V219H213ZM240 218H241V217H240ZM189 219H190V218H189ZM215 219H216V218H215ZM221 219H222V218H221ZM244 219H246V218L244 217ZM261 219H262V218H261ZM261 219L259 218V220H261ZM8 220H9V217H8L7 221H8ZM124 220H125V219H124ZM128 220H129V219H128ZM128 220H127V221H128ZM202 220H203V219H202ZM239 220H240V219L238 218V221H239ZM257 220H258V218H257ZM259 220H258V221H259ZM12 221H13V220H12ZM88 221H89V219H88ZM94 221H95V220H94ZM108 221H109V220H108ZM110 221H111V220H110ZM129 221H130V220H129ZM190 221H191V219H190ZM215 221H216V220H215ZM220 221H221V220H220ZM220 221H219V223H221ZM9 222H11V221H9ZM13 222H14V221H13ZM90 222H91V221H90ZM97 222H98V221H97ZM97 222H96V223H97ZM111 222H112V221H111ZM130 222H133V221H130ZM136 222L138 223V221H136ZM139 222H141V221H139ZM199 222H200V221H199ZM199 222H198V223H199ZM222 222H223V221H222ZM241 222H242V221H241ZM262 222H263V221H262ZM53 223H54V222H53ZM98 223H99V222H98ZM98 223H97V224H98ZM109 223H110V222H109ZM223 223H224V222H223ZM233 223H234V222H233ZM239 223H240V222H239ZM239 223H237V224H239ZM10 224H11V223H10ZM55 224H56V223H55ZM97 224H96V225H97ZM123 224H124V223H123ZM130 224H132V223H130ZM187 224H189V223H187ZM187 224H186V225H187ZM215 224H216V223H215ZM261 224H262V223H261ZM195 225H196V224H195ZM245 225H246V224H245ZM249 225H250V224H249ZM263 225H264V224H263ZM11 226H12V225H11ZM124 226H126V225H124ZM127 226H128V225H127ZM135 226H136V224H135ZM135 226H134V227H135ZM197 226H198V225H197ZM197 226H194V227H197ZM223 226H224V225H223ZM231 226H232V225H231ZM233 226H234V225H233ZM233 226H232V227H233ZM236 226H237V225H236ZM252 226H253V225H252ZM14 227H15V229H17L16 226H14ZM14 227H13V228H14ZM22 227H23V226H22ZM82 227H83V226H82ZM129 227H130V225H129ZM155 227H156V226H155ZM184 227H185V226H184ZM190 227H191V226H190ZM250 227H251V226H250ZM250 227H249V228H250ZM260 227H262V226H260ZM13 228H12V229H13ZM151 228H152V225H151ZM153 228H154V227H153ZM156 228H157V227H156ZM205 228H206V227H205ZM230 228H231V227H230ZM249 228H248V232H247V234L249 233ZM15 229H14V230H15ZM54 229H55V228H54ZM98 229H101V228H98ZM98 229H97V230H98ZM134 229H135V228H133V230H134ZM157 229H158V228H157ZM186 229H188V226H187ZM245 229H246V228H245ZM253 229H254V226H253ZM82 230H83V229H82ZM85 230H86V229H85ZM116 230H117V229H116ZM154 230L158 232V230H156V229H154ZM15 231H16V230H15ZM55 231H56V230H55ZM83 231H84V230H83ZM103 231H104V230H103ZM103 231L101 232V235L104 233ZM110 231H111V230H110ZM114 231H115V230H114ZM117 231H118V230H117ZM135 231H136V230H135ZM189 231H190V229H189ZM189 231H188V232H189ZM191 231H192V230H191ZM194 231H195V229H194ZM232 231H233V230H231V232H232ZM246 231H247V229H246ZM251 231H252V230H251ZM20 232H21V231H20ZM111 232H112V231H111ZM118 232H119V231H118ZM137 232H138V230H137ZM139 232H140V231H139ZM159 232H160V231H159ZM188 232H187V233H188ZM231 232H230V233H231ZM122 233H123V232H122ZM243 233H244V232H243ZM45 234H46V233H45ZM104 234H105V233H104ZM106 234H107V233H106ZM129 234H131V233H129ZM154 234H155V233H154ZM158 234H160V235H158V236H159V240L162 238V236H164V237L166 236V235H164L163 232H160V233H158ZM111 235H112V234H111ZM114 235H115V234H114ZM121 235H122V234H121ZM121 235H120V236H121ZM152 235H153V234H152ZM190 235H191V232H190ZM192 235H194V233H193ZM242 235H243V234H242ZM242 235H241V236H242ZM99 236H100V235H99ZM115 236H116V235H115ZM115 236H114V238H117V236H116V237H115ZM129 236H130V235H129ZM129 236L126 235L127 238H129ZM34 237H35V236H34ZM46 237H47V236H46ZM46 237H45V238H46ZM108 237H109V235H108ZM121 237H122V239L124 238L123 235H122ZM121 237H120V238H121ZM154 237H155V235H154ZM164 237H163V238H164ZM216 237H218V236H216ZM120 238L118 237V239H115L116 242H115V240H114V241L112 240V239H113V236H112V239H111V237H110V238H107L108 241L104 238L105 241H106V242L104 241V242H105L104 244L106 245V244H109V243H110L109 246H110V247L112 246L113 248H112V247H111V248H112L113 250H116V252H117V250H121V248H123V247L125 246V244H124V246L121 244L123 247L120 248V246H121L120 243L123 242V241L121 242V239H120ZM130 238H131V237H130ZM137 238H138V235H137ZM139 238H140V237H139ZM155 238H156V237H155ZM165 238H166V237H165ZM165 238H164V239H165ZM199 238H200V236H199ZM199 238H198V239H199ZM204 238H205V237H204ZM101 239H102V238H101ZM109 239L111 240V242L109 241ZM131 239H134V238L132 237ZM149 239H150V238H149ZM151 239H153V238H151ZM195 239H196V242H197V238H195ZM201 239H202V238H201ZM205 239H206V238H205ZM102 240H103V239H102ZM126 240H127V239H126ZM156 240H158V239L156 238ZM161 240H162V239H161ZM161 240H160V241H161ZM213 240H214V239H213ZM219 240H220V239H219ZM242 240H243V239H242ZM132 241H133V240H132ZM134 241H136V240H134ZM160 241H159V242H160ZM200 241H201V240H200ZM205 241H206V240H205ZM211 241H212V240H211ZM217 241H218V239H217ZM108 242H109V243H108ZM146 242H148V240H147ZM162 242H163V241H162ZM207 242H208V241H207ZM181 243H182V241H180V244H181ZM225 243H226V242H225ZM135 244H136V243H135ZM148 244H149V243H148ZM150 244H151V242H150ZM197 244H199V242H197ZM36 245L39 246L38 244H36ZM130 245H131V243H130ZM155 245H156V243H155ZM12 246H13V245H12ZM15 246H16V245H15ZM37 246H36V247H37ZM109 246H108V248H109ZM0 247H1V246H0ZM196 247H197V246H196ZM225 247H226V246H225ZM39 248H40V247H39ZM116 248H118V249H116ZM35 249H36V248H35ZM112 249H111V250H112ZM125 249H126V248H125ZM132 249H134V248H132ZM39 250H40V249H39ZM43 250H44V249H43ZM107 250H108V249H107ZM165 250H166V249H165ZM165 250H163V251H165ZM168 250H169V249H168ZM209 250H210V249H209ZM4 251H5V250H4ZM36 251H37V250H36ZM163 251H162V253H163ZM170 251H171V250H170ZM39 252H40V251H39ZM113 252H114V251H113ZM113 252H112V253H113ZM116 252H115V253H116ZM126 252H127V251H126ZM158 252H160V251H158ZM158 252H157V253L155 252V253L158 255V254H159ZM165 252H167V251H165ZM165 252H164V253H165ZM206 252H207V254H208V250H206ZM41 253H42V252H41ZM133 253H135V252H133ZM162 253H160V254L163 256L164 253H163V254H162ZM106 254L108 255V252H107ZM113 254H114V253H113ZM116 255H117V254H115V256H116ZM192 255H193V254H192ZM25 256H26V255H25ZM25 256H24V257H25ZM30 256H31V255H30ZM53 256H55V255H53ZM104 256H105V255H104ZM120 256L123 257L121 254H120ZM132 256H134V255L132 254ZM147 256H148V255H147ZM149 256H150V255H149ZM149 256H148V258H149ZM154 256H156V255H154ZM210 256H211V255H210ZM91 257H92V256H91ZM106 257H108V256H106ZM134 257H135V256H134ZM165 257H166V256H165ZM211 257H212V256H211ZM2 258H3V257H2ZM109 258H110V257H109ZM109 258H108V259H109ZM117 258H118V257H117ZM117 258H116V259H117ZM159 258H160V257H159ZM209 258H210V257H209ZM209 258L206 257V259H209ZM0 259H1V258H0ZM23 259H25V258H23ZM27 259H28V258H27ZM168 259H169V258H168ZM95 260H96V259H95ZM110 260H111V258H110ZM118 260H119V258H118ZM164 260H165V259H164ZM176 260H177V258H176ZM209 260H211V259H209ZM3 261H4V259H3ZM25 261H26V260H25ZM97 261H100V260H97ZM116 261H117V260H116ZM157 261H158V260H157ZM157 261H156V262H157ZM168 261H169V260H168ZM170 261H171V259H170ZM172 261H173V260H172ZM0 262H2V261H0ZM94 262H95V261H94ZM111 262H113V261H111ZM142 262H143V261H142ZM142 262H141V263H142ZM162 262H164V261H162ZM177 262H178V261H175L174 264H177ZM134 263H135V262H133V264H134ZM138 263H139V262H138ZM164 263H165V262H164ZM171 263H173V262H171ZM211 263H212V262H211ZM0 264H1V263H0ZM118 264H119V263H118ZM142 264H143V263H142ZM166 264H169V262L166 261Z\"/></svg>", "mask_w": 264, "mask_h": 264}]
</instances>
